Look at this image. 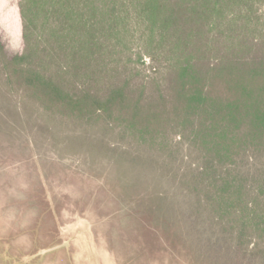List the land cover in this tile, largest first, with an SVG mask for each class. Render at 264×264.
Masks as SVG:
<instances>
[{
  "label": "rangeland",
  "instance_id": "obj_1",
  "mask_svg": "<svg viewBox=\"0 0 264 264\" xmlns=\"http://www.w3.org/2000/svg\"><path fill=\"white\" fill-rule=\"evenodd\" d=\"M252 9L251 25L262 29L264 6ZM9 12L2 3L0 264H264V236L258 240L249 224L239 244L238 214L218 213L220 194L237 195L242 219L264 212V144L248 147L257 158L243 147L230 155L232 164L223 162L218 126L208 131L210 116L188 115L165 83V67H152L146 56L139 62L135 45L124 74L133 75L131 97L142 91L151 99L137 116L134 100L109 114L92 113L89 100L60 103L55 58L38 65L41 52L29 61L48 82H25L29 73L14 62L4 68L23 48L7 34ZM256 51L264 56V44ZM240 134L247 138V128ZM223 178L237 191H222Z\"/></svg>",
  "mask_w": 264,
  "mask_h": 264
},
{
  "label": "trees",
  "instance_id": "obj_2",
  "mask_svg": "<svg viewBox=\"0 0 264 264\" xmlns=\"http://www.w3.org/2000/svg\"><path fill=\"white\" fill-rule=\"evenodd\" d=\"M2 3L9 7L12 19L7 34L18 36L23 44L20 53L6 59L4 68L8 63L20 64L29 73L25 82H48L29 63L42 52L45 54L36 64L41 65L43 58H55L58 65L60 103L73 107L89 100L92 113L109 114L113 106L118 111L125 101L134 100L133 114L137 116L151 99L142 91L131 97L133 75L124 74L132 69L129 63L135 45L140 50L139 62L146 56L152 67H165V83L177 90L188 115L210 116V123L204 122L208 131L218 126L223 162L232 164L230 155L243 147L250 157H258L249 148L264 144V56L256 51L264 44V25L254 27L250 19L252 5L264 6V0H0V6ZM0 28L6 32L1 24ZM209 61L215 64L209 66ZM209 71L213 74L208 75ZM215 86L223 94L214 97ZM157 91L160 98L167 96L162 87ZM215 115L219 121H214ZM145 125L139 126L146 129ZM241 128H247V138L241 136ZM222 181V191L230 187L237 191L234 182L233 187L231 180ZM221 198V217L228 211L240 217L232 222L239 244L245 242L244 227L249 224L262 240L264 212L252 209L248 219H242L239 214L244 210L237 195L220 194Z\"/></svg>",
  "mask_w": 264,
  "mask_h": 264
}]
</instances>
